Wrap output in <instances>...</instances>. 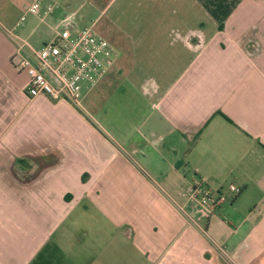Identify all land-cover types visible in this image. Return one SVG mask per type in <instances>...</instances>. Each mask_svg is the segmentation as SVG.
Wrapping results in <instances>:
<instances>
[{
	"label": "crops",
	"instance_id": "obj_1",
	"mask_svg": "<svg viewBox=\"0 0 264 264\" xmlns=\"http://www.w3.org/2000/svg\"><path fill=\"white\" fill-rule=\"evenodd\" d=\"M135 1L99 6L117 4L102 31L120 55L85 111L36 97L47 133L0 139L36 154L17 158L33 178L0 179V264H264V0ZM70 6L40 23L49 39ZM197 180L226 196L207 219L184 193ZM84 198L109 215L74 230Z\"/></svg>",
	"mask_w": 264,
	"mask_h": 264
},
{
	"label": "built area",
	"instance_id": "obj_2",
	"mask_svg": "<svg viewBox=\"0 0 264 264\" xmlns=\"http://www.w3.org/2000/svg\"><path fill=\"white\" fill-rule=\"evenodd\" d=\"M58 8L60 5L56 2L44 4V0H31L13 28L23 26L26 14L38 17L40 24ZM73 16L72 13L61 18L51 28L52 37L39 47L32 46L27 39H21L10 30L7 33L17 45L16 67L27 75L22 87L26 99L46 97L51 101H66L85 111L83 96L114 66L120 51L98 34L93 25L77 27ZM227 189L232 193L239 192L234 184H228ZM184 193L200 219H207L226 201L218 188L201 180L190 183Z\"/></svg>",
	"mask_w": 264,
	"mask_h": 264
},
{
	"label": "rangeland",
	"instance_id": "obj_3",
	"mask_svg": "<svg viewBox=\"0 0 264 264\" xmlns=\"http://www.w3.org/2000/svg\"><path fill=\"white\" fill-rule=\"evenodd\" d=\"M20 1L21 0H14V2H10L9 0L0 1V139L4 137L6 138L8 136L34 139L40 137V135H43L44 131H46L47 133L48 130L46 126L41 124V122L39 121L40 119L37 120L35 119V116H33V113L31 111L33 102L24 98L21 94L22 87L27 81V75L24 71H20L16 67L17 45L12 37L7 33V30H10L12 33L17 34L21 39H27V41L34 47H39L42 42L48 40L49 38L46 36L45 30L43 29L44 26L42 24H40L38 28L35 29V32H31L35 27H37L39 23L38 17L31 14L25 15L23 26L13 28L15 22L21 15L24 14L23 8L19 6V4L21 3ZM48 1L58 3L59 5H61V8L62 6L65 8L66 2L70 1L71 6L69 8V11L76 13V16H73V20L77 22L79 27L94 25L93 27L95 31L105 37L106 35L102 31V29H107L109 23L108 21L114 22V18L116 15L113 16V14H117L119 12L118 10V12L116 13L117 4H113L111 8L107 9L101 14V9L99 8V6H101V3L96 0ZM141 2L143 3L141 4ZM138 6L140 8L144 7V0H136L132 5V8H137ZM61 8L57 9V11H62L63 9ZM195 13L196 11L192 10L191 14L193 15ZM100 17H102L101 20H99ZM191 18H194V15L191 16ZM209 22L210 21H208V23ZM112 44L116 47L114 43ZM117 49L120 51L118 47ZM82 104L84 105L85 102L83 101ZM87 108L89 110V115L98 116V118H100V116L97 115V110L91 111L89 107ZM69 114L70 112L66 111L64 108L59 109V115L62 119L67 118ZM12 154L13 151L6 147H4L3 150H0L1 180H10L11 178L13 179V174L11 171L17 174L16 172L19 169L21 163L17 161V158L26 157L30 162V159L36 156V154L32 155L29 153H22L12 159ZM15 176H17V178L19 176L21 179H23V181L29 178H33V176H21L20 174H17ZM109 193L110 192L105 191V194H103V198L107 195V200L111 203H114V198L113 196L108 195ZM116 193L121 196L119 192L116 191ZM115 195L116 197H118L117 194ZM76 206L77 208L73 209L71 215L66 219L65 222V225H67L68 222H72L73 225L69 226L74 228V230L82 227L86 228L87 224L85 223L87 221L89 222L88 226H90V228L97 227L98 224L93 223L98 221L97 217H104L109 215V212L105 209H102L105 214L101 211L99 212L96 204H94V202L91 204L85 198L80 200ZM125 210L126 211H124L123 209V214L130 217L129 214L131 213L128 206ZM70 219L71 221H68ZM105 226L109 227L108 224H105ZM90 228L87 227L88 230H90ZM91 231L93 230L91 229Z\"/></svg>",
	"mask_w": 264,
	"mask_h": 264
},
{
	"label": "trees",
	"instance_id": "obj_4",
	"mask_svg": "<svg viewBox=\"0 0 264 264\" xmlns=\"http://www.w3.org/2000/svg\"><path fill=\"white\" fill-rule=\"evenodd\" d=\"M96 1L100 2L102 7H103L108 0H96ZM17 161L20 162V161H22V159H20V160L17 159Z\"/></svg>",
	"mask_w": 264,
	"mask_h": 264
}]
</instances>
